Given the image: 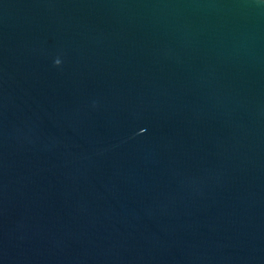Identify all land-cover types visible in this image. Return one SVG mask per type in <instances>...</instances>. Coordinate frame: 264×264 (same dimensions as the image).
Masks as SVG:
<instances>
[{"label":"water","instance_id":"obj_1","mask_svg":"<svg viewBox=\"0 0 264 264\" xmlns=\"http://www.w3.org/2000/svg\"><path fill=\"white\" fill-rule=\"evenodd\" d=\"M0 264H264V0H0Z\"/></svg>","mask_w":264,"mask_h":264},{"label":"clouds","instance_id":"obj_2","mask_svg":"<svg viewBox=\"0 0 264 264\" xmlns=\"http://www.w3.org/2000/svg\"><path fill=\"white\" fill-rule=\"evenodd\" d=\"M56 63L59 64V61H57Z\"/></svg>","mask_w":264,"mask_h":264}]
</instances>
